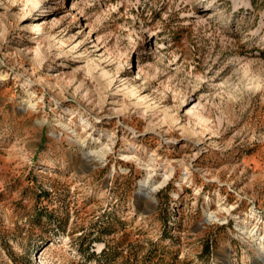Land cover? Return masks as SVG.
<instances>
[{
  "label": "rangeland",
  "instance_id": "374dc122",
  "mask_svg": "<svg viewBox=\"0 0 264 264\" xmlns=\"http://www.w3.org/2000/svg\"><path fill=\"white\" fill-rule=\"evenodd\" d=\"M0 264H264V0H0Z\"/></svg>",
  "mask_w": 264,
  "mask_h": 264
},
{
  "label": "bare ground",
  "instance_id": "6f19581e",
  "mask_svg": "<svg viewBox=\"0 0 264 264\" xmlns=\"http://www.w3.org/2000/svg\"><path fill=\"white\" fill-rule=\"evenodd\" d=\"M100 154H102V152H99ZM96 154V151H88V152H85L84 155H94ZM144 186V185H142ZM152 190V189H151ZM148 193V192H147Z\"/></svg>",
  "mask_w": 264,
  "mask_h": 264
}]
</instances>
